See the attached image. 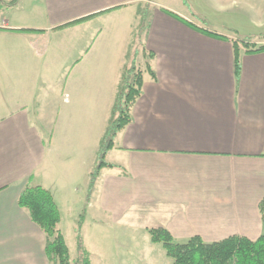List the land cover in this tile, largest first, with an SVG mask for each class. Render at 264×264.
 Here are the masks:
<instances>
[{
	"label": "crops",
	"instance_id": "crops-1",
	"mask_svg": "<svg viewBox=\"0 0 264 264\" xmlns=\"http://www.w3.org/2000/svg\"><path fill=\"white\" fill-rule=\"evenodd\" d=\"M12 1L0 0V264H52L18 204L29 185L53 194L72 257L143 6L142 95L88 203L86 249L145 264L153 228L177 243L264 233V52L242 53L237 83L232 43L210 35L264 45V24H231L230 0H189L205 27L154 0Z\"/></svg>",
	"mask_w": 264,
	"mask_h": 264
},
{
	"label": "trees",
	"instance_id": "trees-1",
	"mask_svg": "<svg viewBox=\"0 0 264 264\" xmlns=\"http://www.w3.org/2000/svg\"><path fill=\"white\" fill-rule=\"evenodd\" d=\"M18 0L8 3L14 5ZM189 5L188 0H183ZM1 3V2H0ZM173 15L171 12H167ZM141 15V28L146 26L147 15ZM82 22V21H81ZM80 22L68 24L65 27ZM232 37L210 34L217 38L230 40L234 49L235 77L239 83L242 72L241 55L243 52H264V45H258L250 38L241 37L238 32L231 31ZM140 36V31L137 37ZM139 40V39H138ZM264 41V35L261 36ZM139 50L135 51L137 57ZM146 70L153 78L156 74L148 63ZM144 70L135 61H131L123 72L122 83L117 94L113 116L105 134L99 153L98 164L91 174L88 189L87 204L79 216L77 230V258L73 262L69 246L60 228L62 215L53 194L41 186H27L21 193L18 204L26 210L32 221L37 224L46 236V254L52 264H91V253L86 249L82 231L86 219L88 203L95 191L100 173L104 168H114L106 162L108 152L114 147L118 134L131 123V110L142 95ZM261 214L264 219V202L261 203ZM154 244L163 245L167 257L172 264H264V233L257 239L251 240L243 236H232L223 241L206 243L196 236L186 243H177L171 233L165 228H153L149 231Z\"/></svg>",
	"mask_w": 264,
	"mask_h": 264
},
{
	"label": "rangeland",
	"instance_id": "rangeland-1",
	"mask_svg": "<svg viewBox=\"0 0 264 264\" xmlns=\"http://www.w3.org/2000/svg\"><path fill=\"white\" fill-rule=\"evenodd\" d=\"M189 1V0H188ZM232 1L234 4V6H231V2L229 4V7L231 8V10L235 13L234 19L231 22V24H235L237 25V27L239 29H252L255 28L254 26H257L258 24H264V0H230ZM155 3H159L165 7H168L170 9H173L174 11L180 13L181 15L186 16L188 19H190V21H192L193 23L197 24V25H202V26H206V22L203 19L204 23L200 20V18H198L197 16V11L195 10V8L191 7V5L189 4L188 6L184 4L183 0H154ZM223 2H228V0H224ZM190 3V2H189ZM205 9V8H204ZM198 10L204 12L206 10L201 9L200 7L198 8ZM147 8L145 6H143L141 8V12L140 14L146 13ZM244 16H246L244 18ZM218 18V17H217ZM134 20V19H133ZM136 21V20H135ZM135 21H132L133 25H135ZM141 25V24H140ZM142 26H138L135 29V32L133 34V40H132V55L135 54L136 50H139V46H140V40H138L139 38L137 37V34L140 31V35L143 33L144 29L146 26H143V28H141ZM213 29L216 30V28L214 27ZM231 31H236L237 30H229V34L232 35ZM238 34L243 37V34H241L240 32H238ZM122 39V34L119 35V40L117 41V43ZM142 54V52H141ZM143 56H137L134 57L133 55V59L131 61H135V63L142 67V63L144 61ZM130 64V62H129ZM145 64V63H144ZM118 86L121 85L122 83V77L121 80L118 81ZM69 233V243L72 249V257L76 258L77 256V240L75 241V234L73 233V230H71V232ZM131 235V234H130ZM142 236L143 239V233L140 234ZM82 237H83V231H82ZM135 237H138L137 235H135ZM128 240H132V236H128ZM157 248V256L155 257L156 260L154 263L152 262H146L145 264H172L173 261L172 259H170L169 257H167V255H162L165 254V249L163 247V245L161 244H157L156 245ZM129 262V264H136L135 262H137V259H129L127 260ZM91 264H116V260L115 257H113L111 260L105 261L103 258L100 257V255L95 254L92 256V263ZM143 264V263H141Z\"/></svg>",
	"mask_w": 264,
	"mask_h": 264
}]
</instances>
